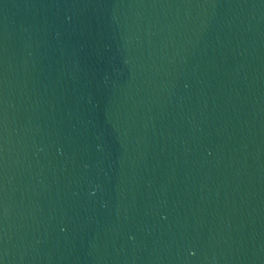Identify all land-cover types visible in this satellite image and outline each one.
<instances>
[{"label": "water", "instance_id": "water-1", "mask_svg": "<svg viewBox=\"0 0 264 264\" xmlns=\"http://www.w3.org/2000/svg\"><path fill=\"white\" fill-rule=\"evenodd\" d=\"M0 264H264V0H0Z\"/></svg>", "mask_w": 264, "mask_h": 264}]
</instances>
